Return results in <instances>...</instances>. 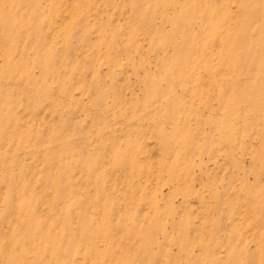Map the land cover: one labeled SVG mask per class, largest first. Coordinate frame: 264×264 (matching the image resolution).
<instances>
[{
  "label": "rangeland",
  "instance_id": "rangeland-1",
  "mask_svg": "<svg viewBox=\"0 0 264 264\" xmlns=\"http://www.w3.org/2000/svg\"><path fill=\"white\" fill-rule=\"evenodd\" d=\"M0 264H264V0H0Z\"/></svg>",
  "mask_w": 264,
  "mask_h": 264
}]
</instances>
